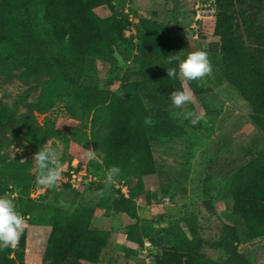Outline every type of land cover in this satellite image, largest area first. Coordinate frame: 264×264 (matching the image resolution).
I'll use <instances>...</instances> for the list:
<instances>
[{
  "label": "rangeland",
  "instance_id": "1",
  "mask_svg": "<svg viewBox=\"0 0 264 264\" xmlns=\"http://www.w3.org/2000/svg\"><path fill=\"white\" fill-rule=\"evenodd\" d=\"M259 1L252 6L261 10L264 0ZM58 2L65 5L58 6L62 16H74L72 23L68 16L66 19L59 15L64 36L50 45L55 55L63 57L72 53V36L92 41L96 38L88 34L87 27L75 23L86 11L83 0L72 1V7L63 0ZM88 2L96 16L111 22L118 39L130 42L123 43L121 49L127 57L115 53L110 63L81 54L84 78L101 90L112 117L109 128L99 135L95 151L101 168L90 167L96 181L87 188L71 190L59 182L55 188H44L47 192L33 200L26 198L41 187L35 183L32 160L39 148L50 141L61 154L64 170L71 167L72 161L88 164L92 159L87 151L93 150L89 135L95 123L91 114L81 115L68 100L52 96L41 87L46 77L41 64L27 60L16 65L14 58L0 60V121L10 125H3L5 129L0 133V186L4 190L0 195L14 198L26 222L18 245L0 251L8 252L10 258L15 252L18 263L50 264V257L43 254L52 219L66 211L87 214L90 229L106 234L89 235L90 231L69 240L78 257L74 264H203L204 259L222 254L220 250L191 249L198 238L220 237L211 226L214 217L205 207L209 202L216 216L235 226L239 237L237 250L252 264H264V233L250 236L264 220V165L255 166L253 162L255 156L264 153V131L258 125L264 117V68H258L247 56L254 52L252 48H262L259 42L264 41V28L255 23L256 17L247 29L237 24L238 41L235 33L231 34L223 40L229 48L223 52L221 39L213 34L215 16L236 10L233 22H239L237 10H246L247 6H236V0ZM54 11L49 7L46 16L51 17ZM246 12L250 13L248 9ZM141 20L163 24L180 48L203 49L208 53L213 75L197 82L210 111L207 113L196 98L189 109L203 114L199 124L193 126L176 117L174 113L179 110L174 107L151 116V126L137 121L133 127L126 120L131 98L122 93L120 84L126 73L132 76L136 69L132 59L137 55L140 36L145 34L143 29H136ZM149 58L155 60L153 55ZM56 79L57 84H63L58 74ZM257 106L259 110L255 109ZM46 126L54 129L53 135L37 138L32 132L27 134ZM102 156L112 161L119 157L127 160L128 173L111 186L119 189L117 185H125L126 195L119 189L124 196L128 197L137 177L141 180V191L132 200L134 217L113 213L103 199L100 201L99 192L105 180ZM213 158L238 159L240 167L233 177L213 179L206 197L196 189V180ZM10 187L14 191H9ZM95 210L101 218H91ZM53 228L59 237L63 230L57 224Z\"/></svg>",
  "mask_w": 264,
  "mask_h": 264
},
{
  "label": "trees",
  "instance_id": "2",
  "mask_svg": "<svg viewBox=\"0 0 264 264\" xmlns=\"http://www.w3.org/2000/svg\"><path fill=\"white\" fill-rule=\"evenodd\" d=\"M59 0H0V60L16 59L15 64H25L27 60L41 64V71L46 77L40 83L43 89H48L47 93L52 96H57L68 100L75 108L78 109L81 115L91 114L94 119L95 126L89 135L91 148L97 151L99 146L98 138L101 132L109 128L112 117L108 103H105L101 98V90L94 83H88L84 78V59L81 54H89L94 58H98L103 62L110 63L113 60V55H118L126 58L127 54H123V43L130 44L129 40H120L114 32V27L107 18H99L89 8V0L84 1V10H86L79 20L75 23L80 26H85L89 29V35L96 38V41L89 40L87 37H74L70 39L72 53L60 57L55 55L50 45L56 43L64 36L63 19L61 20L59 5H62ZM64 3H69L72 7L74 0H63ZM259 0H236L237 5H246V10L250 11L247 14L245 8L237 10L236 16L239 22H233L234 11L220 12L215 16L213 26V34L219 36L222 42L223 52H228L226 42L223 41L231 34L235 33L236 41H238L239 27L247 29L256 17V22L260 29L264 28V8H254L259 4ZM253 3V4H252ZM262 6V5H261ZM49 7L55 10L51 17L46 16V11ZM241 7V6H240ZM68 16L72 23L71 14ZM67 19V18H66ZM76 19V18H75ZM261 23V24H260ZM261 25V26H260ZM136 29H143L145 34L140 36L136 47L137 55L132 59L135 65V71L132 76L126 73L120 84L122 93L128 95L131 100L127 104L126 120L131 123L140 121L142 124L144 117L154 116L172 108L170 93L173 90L181 89L180 80H172L168 78L166 67L177 66L166 64L168 55L178 53L181 58L185 57L188 52L197 50L196 48H180L168 36L166 27L163 24H158L150 20H141ZM264 36L262 33L261 37ZM234 38V36H233ZM263 44V45H262ZM262 48H252L254 52L247 55L249 59L254 60V64L260 68H264V41L259 42ZM226 47V48H225ZM126 50L124 51V53ZM244 54V53H243ZM149 55H153L155 60H151ZM224 57V54L222 53ZM244 56H246L244 54ZM229 70V67H228ZM56 74L63 78V84H57ZM264 75V73H263ZM198 99L203 109L209 113V108L203 102L201 97L200 84L197 81L187 82ZM191 109V104L186 106ZM259 110V106L255 108ZM257 122V121H256ZM259 127L264 131V117L260 118ZM4 124L0 121V133L4 131L9 124ZM145 125V124H144ZM13 126H11L12 128ZM19 131V130H18ZM32 132L34 137H46L53 135L52 127L35 128L28 131ZM106 150V148H105ZM238 159H219L213 158L209 160L205 169L196 180V189L204 195H209V188L213 179H227L236 175L239 165ZM255 166L264 165V153L255 156ZM101 163L106 171L113 165H117L122 169V175L117 178L120 180L126 175L129 170V164L123 157L112 161L107 156L101 158ZM86 170L92 174L91 168L100 169L101 165L96 160H89L86 163ZM25 183V182H24ZM104 186H101L100 190ZM3 188L0 186V194L3 193ZM9 191H14L9 188ZM141 191V180L137 177L135 184L129 188L128 197L119 192L118 188L109 189V195L103 199L107 203V208L113 213H124L127 216L134 217L133 198L137 197ZM45 190L44 193H46ZM127 193V192H126ZM102 202V201H101ZM100 202V203H101ZM30 204L26 206L30 208ZM102 205V203H101ZM205 207L213 215L211 226L220 235L217 238H198L191 244L192 250H200L203 248L209 251L220 250L222 254L218 257L206 258L203 264H252L248 257L237 250L238 233L234 225L225 223L214 214V210L209 204L205 203ZM52 219V229L46 246L44 256H49L50 264H74L78 257L73 254L74 248L69 240H75L81 237V234L106 235L102 230H91L88 228L89 217L87 214H78L76 212L64 211L62 215L55 214ZM54 222V224H53ZM59 225L63 232L59 237L55 236L53 225ZM261 228H257L250 233L251 237H257L264 233V220L261 221ZM58 231V230H57ZM106 238V236H105ZM65 246V247H63ZM13 256L8 257V252L0 251V264H26L18 263L15 260V252Z\"/></svg>",
  "mask_w": 264,
  "mask_h": 264
},
{
  "label": "clouds",
  "instance_id": "3",
  "mask_svg": "<svg viewBox=\"0 0 264 264\" xmlns=\"http://www.w3.org/2000/svg\"><path fill=\"white\" fill-rule=\"evenodd\" d=\"M174 63L177 66L166 67L168 78L181 81V89L170 93L173 107L179 110L174 115L195 126L201 122L203 114L187 109V105L194 103L195 96L192 89L186 85L189 81H202L205 77L212 76L213 67L208 53L203 49L188 52L183 58L178 53L168 55L166 64ZM135 123L133 120L131 125L135 127ZM143 123L151 126L154 121L151 116H146ZM87 156L92 160L98 159L96 152L91 149L87 151ZM32 160H34L35 183L44 188H55L61 181L64 171L60 152L48 141L33 155ZM121 175L122 169L117 165L105 171L104 188L99 192L101 198L109 195V189ZM61 204L67 207L64 201H61ZM25 227V219L17 210L14 198L7 194L0 195V249L17 246Z\"/></svg>",
  "mask_w": 264,
  "mask_h": 264
},
{
  "label": "built area",
  "instance_id": "4",
  "mask_svg": "<svg viewBox=\"0 0 264 264\" xmlns=\"http://www.w3.org/2000/svg\"><path fill=\"white\" fill-rule=\"evenodd\" d=\"M71 167L64 170L60 183L71 190H78L79 188H87L91 183H94L95 177L86 170L85 164H79L76 161L71 162ZM121 192L126 195L125 185H117ZM123 187V190H122ZM125 190V191H124ZM44 192V187H38L35 191L29 193L30 198L38 197Z\"/></svg>",
  "mask_w": 264,
  "mask_h": 264
},
{
  "label": "crops",
  "instance_id": "5",
  "mask_svg": "<svg viewBox=\"0 0 264 264\" xmlns=\"http://www.w3.org/2000/svg\"><path fill=\"white\" fill-rule=\"evenodd\" d=\"M44 191H45V190H44ZM82 193H83V192L81 191V195H83ZM42 195H43V194H42ZM26 198L29 199V200H33V199H31L30 197H26ZM94 212H95V213H94V215L91 216V218H92V217H98V218H101V215H99V212H97L96 210H95ZM90 220H91V219H90ZM90 220H89L88 228H91V227H90Z\"/></svg>",
  "mask_w": 264,
  "mask_h": 264
}]
</instances>
